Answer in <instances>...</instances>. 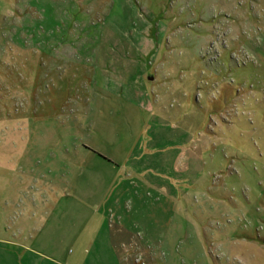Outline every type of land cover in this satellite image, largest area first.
Here are the masks:
<instances>
[{
  "label": "rangeland",
  "instance_id": "rangeland-1",
  "mask_svg": "<svg viewBox=\"0 0 264 264\" xmlns=\"http://www.w3.org/2000/svg\"><path fill=\"white\" fill-rule=\"evenodd\" d=\"M19 219L46 264H264V0H0Z\"/></svg>",
  "mask_w": 264,
  "mask_h": 264
},
{
  "label": "crops",
  "instance_id": "crops-1",
  "mask_svg": "<svg viewBox=\"0 0 264 264\" xmlns=\"http://www.w3.org/2000/svg\"><path fill=\"white\" fill-rule=\"evenodd\" d=\"M100 77L103 76L102 85L108 83L106 73L99 74ZM129 93V92H128ZM54 192L51 191L52 195ZM96 192H89L88 197H94ZM80 194V193H79ZM81 195V194H80ZM44 201L46 202L44 197ZM81 202V201H80ZM77 207L81 206L79 202ZM64 203L57 204L54 206V209L58 211L62 206L64 207ZM0 224V229H1ZM9 232V237H3L0 235V243L5 245H10L11 250L8 252V255L4 259L3 263L0 264H46L44 263V259H46L47 254L45 252V246L47 244L52 245L53 253L57 256L59 255V250H61V243L59 240V227L57 226H49L46 222L37 226V232L35 234H30L29 230H31L29 223L26 221L19 219L18 221L13 222L12 227H7ZM27 232V234H26ZM56 260H60L55 258Z\"/></svg>",
  "mask_w": 264,
  "mask_h": 264
}]
</instances>
